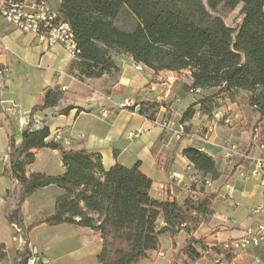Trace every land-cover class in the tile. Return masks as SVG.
<instances>
[{
    "label": "trees",
    "instance_id": "trees-1",
    "mask_svg": "<svg viewBox=\"0 0 264 264\" xmlns=\"http://www.w3.org/2000/svg\"><path fill=\"white\" fill-rule=\"evenodd\" d=\"M55 1L61 19L72 27L80 49L72 63L78 77L115 74L119 67L112 52L128 55L154 72L187 70L191 80L189 90L216 88L231 98L242 91L246 93L247 104L257 113L258 122H264V0ZM238 6L242 18L236 27L227 26L216 14L220 7L234 10ZM124 9L135 19L130 29L115 23ZM64 100L65 93L60 87H44L39 104L31 112L60 108ZM196 103L204 114L212 110L204 107L203 99L190 104L180 118L184 134L189 129L184 123L193 117ZM137 104V113L150 120L162 106L157 101ZM71 108L63 107L58 113L66 114ZM47 122L44 118L39 129H31L34 120L30 116L19 142L9 136L8 169L19 185L15 209L7 216L10 225L20 228L25 238L32 228L40 225L86 227L99 235L98 264H138L150 252L159 251L162 235L173 240L185 231L184 264H195L202 258V251L208 247L194 232L210 220L217 193L203 192L197 197L189 193L182 201L151 197L153 181L139 170V161L131 166L115 163L105 167L100 153L82 147L64 148L48 140ZM260 133L264 136V124ZM42 148L59 152L62 171L27 175L25 168L35 159L32 150ZM181 154L202 180L208 174L212 180L219 178L217 163L211 155L195 147L184 148ZM42 187L59 190L54 212L26 226L21 205ZM222 246L215 243L209 250L221 253ZM6 248L0 242V262L7 257ZM25 256L17 252L12 264H26ZM169 264L180 263L175 260Z\"/></svg>",
    "mask_w": 264,
    "mask_h": 264
},
{
    "label": "crops",
    "instance_id": "crops-1",
    "mask_svg": "<svg viewBox=\"0 0 264 264\" xmlns=\"http://www.w3.org/2000/svg\"><path fill=\"white\" fill-rule=\"evenodd\" d=\"M123 58L134 63L130 56L120 54L114 58L119 67L117 73L106 74L100 78H80L72 69V63L76 61L77 57H71L61 44L55 43L51 47L47 46L39 41L37 36L22 33L0 18V128H6L8 135L10 127H13V122L18 124L16 119L18 116L25 115L28 118L32 116L33 120L40 124L44 118H47L48 140H53L64 148L82 147L89 152L100 153L105 167H111L115 163L131 166L139 161V170L153 181L150 189L151 197L159 200L175 199L177 201L179 199L182 201L189 193L193 196L199 195L196 186L192 187V190L186 191L185 187H181L180 181L171 180V175L174 172L181 175L187 171L195 173L193 166L182 156V149L195 147L212 157L216 155L223 158L222 150L219 147L220 141L223 144L236 141L238 145L245 148L251 144L252 140H259L256 136L264 122H258L257 113L248 104L246 108L249 111L242 105L238 106L235 101L230 102L229 108L233 110L234 113L231 116L234 119L237 118L238 123L232 129H227L226 126L215 128L209 136V140H213L214 144L209 140H201L202 133L199 132L196 135L193 126L189 127L188 133L182 139L172 140L171 138L174 136L164 132L160 129L161 127L155 125L154 121L138 113L134 114L129 110L118 109L116 105L119 102L132 96L136 97H133L136 103L159 102L168 96V89L173 86V82L168 83L169 80L161 79L162 75L173 74V72H154L145 66L142 71L138 72L134 70L130 62L123 63L121 61ZM174 74L176 73L174 72ZM172 78L178 80L177 76ZM179 84L175 81V88L180 87ZM47 86H58L64 91L65 100L62 107L48 108L32 113V107L39 104L42 90ZM182 100L189 101L182 112L195 101L189 96ZM173 106H176L175 102L168 109L173 111ZM63 107L72 108L66 114H59L58 110ZM103 109L108 111L105 115L101 114ZM234 110L237 112L235 113ZM207 116L206 113H203L205 126L210 122H208ZM20 129L23 130L21 127ZM168 134L171 136L169 137ZM19 141L20 137L17 142ZM172 144L175 145L174 150ZM32 153L35 159L32 164H27L25 168L27 175L31 172L57 174L62 171V166L57 172L51 170L50 159L60 156L57 150L42 148L32 150ZM2 162L0 167L7 168L6 154L3 155ZM35 164L38 165L37 168H33ZM239 165L236 166V171L239 169ZM1 174L2 169L0 168V185L2 181L6 180V176ZM12 182L16 184V180L13 178ZM162 183L165 184L164 189L160 188ZM253 221H255L253 225L258 221H264V213ZM205 225L202 223L198 227L194 232L195 237L199 238L205 232H209L210 227L208 226L200 232V228ZM14 228L15 231L21 232L23 235L20 228L16 226ZM243 232V230L238 229L237 231L230 226H224L212 234H206L209 238L206 240H217L218 243H222L241 237ZM22 237L26 250V243L30 245L29 234L27 238ZM31 245L36 246L35 244ZM40 253L44 256L42 252ZM159 254L161 255V252ZM256 257L259 258V261L256 260ZM235 261L236 264H264V249L252 248L241 251Z\"/></svg>",
    "mask_w": 264,
    "mask_h": 264
},
{
    "label": "rangeland",
    "instance_id": "rangeland-1",
    "mask_svg": "<svg viewBox=\"0 0 264 264\" xmlns=\"http://www.w3.org/2000/svg\"><path fill=\"white\" fill-rule=\"evenodd\" d=\"M47 1L52 5V7L57 8L55 0ZM239 13L240 6L236 7L234 10H228L224 7H220L216 11V14L221 16L224 23L229 27H236L240 23L242 16ZM115 23L123 29H130L135 24V19L126 9H124L115 20ZM119 55L112 52L113 57H117ZM121 61L123 63L130 62L134 70L138 72L143 70L142 65L139 68H136L135 64L131 60L126 61V59L123 58ZM176 76L178 77V80L172 78ZM161 79H165L166 81L169 80L168 83L173 82V86L168 89V96L158 102L162 106L155 111L156 113L152 121H154L156 126L161 127L160 129L164 130V132L170 133L172 137L174 136L171 138L172 140L179 141L175 138L174 132L179 128V124L183 127V123H180V118L183 108L187 103H189V101L185 102L182 100V98L186 96L195 100L194 102L199 101V99H203L202 104L204 107L212 109L207 114L208 122L214 121L213 113L220 111L222 118L215 121L216 129L220 126H226L225 128L232 129L233 127L235 128L236 123H238L237 118L234 119V117L231 116L234 113L233 110L229 108L231 101H235L238 106L242 105V107L247 110L246 93L242 91L236 92L232 98L227 97L224 92L221 93L216 88L208 89L203 92L199 91L197 93L190 92L188 85L191 80L187 70H183L179 73L176 72V74H174V72L173 74L166 73L165 75H162ZM175 81L180 83V87L177 86L178 88H175ZM133 97L135 96L128 98L132 99L133 102L136 103V97ZM174 102L176 106L172 107V111L168 109V107H170ZM197 104L198 103L194 104L193 117L186 121V123H188V127L193 126V129L196 131H194L196 135H198L199 132L202 133L206 127L204 125L203 113L200 110V105ZM161 107H163V109H160ZM138 109L139 105L138 108L132 112L135 114ZM236 112L237 111H235V113ZM225 118L229 120L228 123L224 122ZM12 125L13 127H10L8 135L6 128H0V166L3 164V155L6 154L7 156L9 136L14 140V142H17L19 137L21 138L22 129H20L16 122H13ZM256 127L258 126L256 125ZM194 132H192V134H194ZM211 134L212 133H210L209 136H211ZM171 135H169V137ZM257 135V138H259L261 142H264V136L261 135L260 131H258ZM209 141H212L213 144L215 143L213 140ZM253 142V140L250 142L251 147ZM232 143L237 144L236 141L226 142L225 144L220 141L219 147L222 148V145L225 147L230 146ZM174 146L175 145L172 144L173 150ZM238 146L240 149L239 151L244 149L240 145ZM220 150H222L221 153L223 154V158L216 155L213 157L219 168L218 170L220 172V176L217 180H212L208 174L205 178L210 179L209 186L204 185L205 179L202 180L200 174L187 171L181 175V187H185L186 191H190L192 190V187L194 188V186H196L199 195L204 191L208 193H217V197L212 204L213 214L208 221L210 223L205 222L203 224L207 225L200 228L201 232L204 228H206V226L210 227L209 232H205V236H200L208 248L202 251V258L195 264L212 263L215 253L209 249L213 244L218 242L217 240H206L209 239L206 234H212L224 226H230L237 231L238 229L245 231L246 228L252 227L255 223L253 220H257L259 217V215L257 216L252 213V209L263 200V188L258 186V183L251 175L252 162L240 159L237 154L226 157L223 153L224 150ZM250 155H253L252 152ZM50 160L51 170H53V172H57L59 167H61V164H59L60 156H55V158L53 157ZM237 165L240 167L236 171ZM37 167V164L33 166V168ZM0 168L2 169L1 175L6 176V180L2 181L0 185V242H5L7 247V257L5 260L0 262V264H12V261L16 258L17 252L20 254L24 253L25 255L28 254L26 253L27 247L25 250V243L22 237L23 235L21 232L15 231V226L13 224L10 225L7 219L9 213L15 209L16 202L18 201L19 185L17 182L16 184L12 182L13 177L8 167ZM192 177H194V180L191 181L190 179ZM241 183L244 184L242 185ZM58 191L59 190L57 188L42 187L23 201L21 205V213L23 222L26 226H29L31 223L39 221L40 219H43V217H46L54 212V201ZM178 201L181 200L179 199ZM28 234L30 240L28 251H32L31 255H33L34 258L33 264H98L96 254L100 248L99 235L96 232L86 229V227L80 228L70 224H60L55 226L40 225L32 228ZM186 237L187 234L185 231H181V233L175 235L173 240H171V238L167 235H162L160 237L159 251L150 252L148 257L140 260L138 264H169L170 261L175 260H177L180 264H184L185 256L182 254V248ZM31 244H35L36 246H32ZM34 248L36 249L35 253L33 252ZM40 252H42L44 256ZM160 252L161 255L159 254Z\"/></svg>",
    "mask_w": 264,
    "mask_h": 264
},
{
    "label": "built area",
    "instance_id": "built-area-1",
    "mask_svg": "<svg viewBox=\"0 0 264 264\" xmlns=\"http://www.w3.org/2000/svg\"><path fill=\"white\" fill-rule=\"evenodd\" d=\"M0 18L5 22L12 25L15 29L22 33H30L37 36L38 40L47 46L59 43L64 50L71 56L77 57L80 54V49L77 47L74 40V34L72 30V37H64V28L61 24V17L57 11V8L47 0H0ZM135 67L139 68L140 64L135 63ZM200 90L198 88L191 89L190 92L197 93ZM13 106H16L12 104ZM116 107L118 109H124L134 111L138 108V104L134 103L130 98H124L119 102ZM108 111L103 109L102 115H105ZM222 118L220 111L213 113V120L206 125L205 130L202 132V139L204 141L209 140V134L214 131L215 121ZM18 125L25 129L29 125V118L25 115L18 116ZM225 123H228L227 118L224 119ZM41 124L34 121L31 125V129H39ZM178 129L175 130V138L180 140L186 134L183 132L182 125H178ZM258 137V135L256 136ZM224 155L229 157L230 155L237 154L240 159L249 160L252 162L251 175L258 183V186L263 188L264 192V142L261 140L254 141L247 145L243 150L239 151V146L232 143L230 146H223ZM253 149V151H252ZM255 150V153H254ZM250 151V152H249ZM252 152V156L250 153ZM243 175V174H242ZM181 174L174 172L171 175V180H177L181 182ZM194 180V177L190 179ZM210 179L205 178L204 185H210ZM165 184H160V188L164 189ZM264 199V193H263ZM252 213L260 215L264 213V200L252 209ZM222 252L214 254L211 264H236L235 258L241 252L248 249H264V221H258L252 227L246 228L244 233L239 238H233L222 242ZM29 257L26 264H33L34 258L31 255L32 251H29ZM33 252H36L34 248ZM231 257V258H230ZM259 261V258L256 257Z\"/></svg>",
    "mask_w": 264,
    "mask_h": 264
},
{
    "label": "bare ground",
    "instance_id": "bare-ground-1",
    "mask_svg": "<svg viewBox=\"0 0 264 264\" xmlns=\"http://www.w3.org/2000/svg\"><path fill=\"white\" fill-rule=\"evenodd\" d=\"M62 20V19H61ZM63 27H71L67 22L64 20L61 21ZM64 37H72V29L71 28H64Z\"/></svg>",
    "mask_w": 264,
    "mask_h": 264
},
{
    "label": "water",
    "instance_id": "water-1",
    "mask_svg": "<svg viewBox=\"0 0 264 264\" xmlns=\"http://www.w3.org/2000/svg\"><path fill=\"white\" fill-rule=\"evenodd\" d=\"M27 254H28V255L30 254V252H29L28 250H27ZM28 255H26V256L24 257V262H25V263L27 262Z\"/></svg>",
    "mask_w": 264,
    "mask_h": 264
}]
</instances>
